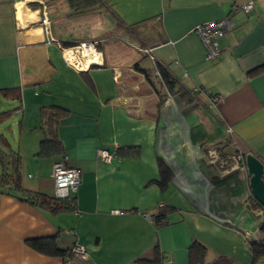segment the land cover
Returning <instances> with one entry per match:
<instances>
[{
	"label": "crops",
	"instance_id": "crops-1",
	"mask_svg": "<svg viewBox=\"0 0 264 264\" xmlns=\"http://www.w3.org/2000/svg\"><path fill=\"white\" fill-rule=\"evenodd\" d=\"M248 1L250 12L233 10ZM100 5L77 16L67 0H0V111L14 108L0 132L21 158V186L53 196L51 166L62 156L81 174L72 212L52 213L0 190V264H132L155 247L164 264H264L248 243L264 239V206H251L246 168L224 172L206 155L223 147L264 164V0ZM223 18L232 28L218 38L221 57L207 61L193 28ZM90 41L102 65L75 70L58 44ZM141 46L152 48L153 60ZM157 64L173 77V90ZM49 106L57 107L63 153L39 156L41 108ZM98 148L114 158L98 159ZM159 203L169 208L168 223L157 227L144 213L158 214ZM44 236L63 248L82 244L88 258L44 255L27 243ZM192 244L203 251L199 261L190 258Z\"/></svg>",
	"mask_w": 264,
	"mask_h": 264
},
{
	"label": "trees",
	"instance_id": "trees-1",
	"mask_svg": "<svg viewBox=\"0 0 264 264\" xmlns=\"http://www.w3.org/2000/svg\"><path fill=\"white\" fill-rule=\"evenodd\" d=\"M69 8L77 16L84 14L99 12L97 9L100 8L101 0H67ZM98 42V41H97ZM99 43V42H98ZM68 45V44H66ZM65 46V45H64ZM137 70L142 72L147 78H149V73L144 68H139L137 64ZM157 70L160 74V77L168 90H173L175 84L173 77L170 75L168 70L160 64H157ZM182 96H188L189 94L178 88ZM182 90V91H181ZM15 95L14 89L3 90V94ZM55 106L42 107L41 108V122L43 125L44 136L40 141L39 145V156H44L46 154L54 153L56 155H61L63 150L59 144V140L56 135L55 127L58 121V113L56 112ZM14 108H9L0 111V121L5 119ZM121 151V150H120ZM118 151L117 154L120 156L121 152ZM222 155L224 153L222 152ZM0 164H1V173H0V190L2 192H13L18 193L19 197L25 199L32 204H35L43 209H47L52 213H62V212H72L77 210L76 198L75 196L63 199H56L53 196H47L42 193L34 192L22 188L20 183V166L21 158L17 151L13 150L7 138L0 132ZM169 173V169L165 164L162 163L160 167L161 181L160 184L165 183L166 175ZM250 203L252 207H259L260 205L254 200L251 196ZM163 207V206H162ZM161 207V208H162ZM169 208L163 209L156 215H153V224L155 226H163L168 223L166 218V212ZM27 243L31 248L37 252L50 255V256H61L66 259L73 258L71 251V246L69 247H60L57 244L56 236H44L37 238L27 239ZM249 247L253 253V260L259 255L264 254V239H251L248 241ZM196 254H200L199 257H196ZM203 251L196 244H192L190 247V258L193 261H199L202 257ZM75 258V257H74ZM132 264H164V256L157 247L154 248L152 256H141L133 261Z\"/></svg>",
	"mask_w": 264,
	"mask_h": 264
},
{
	"label": "built area",
	"instance_id": "built-area-1",
	"mask_svg": "<svg viewBox=\"0 0 264 264\" xmlns=\"http://www.w3.org/2000/svg\"><path fill=\"white\" fill-rule=\"evenodd\" d=\"M253 8L252 2L248 1L241 5H236L233 10H241L250 12ZM44 26L48 25L46 17H42L41 21ZM232 28V23L228 18L220 20L205 21L193 28V32L198 36L205 48V59L207 61H216L221 57L222 50L219 46L218 38L227 30ZM96 42H79L71 46H62L58 44L61 55L65 62L75 70L84 71L93 65H102V55L96 47ZM72 57V60L70 59ZM218 98H216L217 100ZM229 129L227 133H229ZM230 135V134H229ZM223 147L210 149L207 160L208 162L221 169L224 172H229L234 169H245V155L242 153H233L231 155H222ZM98 159L109 163L115 154L105 148H98L95 152ZM50 177L53 182V195L56 199H63L75 196L80 184L81 174L78 168L70 166L66 162V157L62 156L54 161L51 166ZM163 205L159 203L157 208ZM144 215L149 221H153V215L145 212ZM245 238L249 240V235L246 233ZM253 239H257L256 237ZM72 254L75 258L86 260L88 252L81 244L71 246Z\"/></svg>",
	"mask_w": 264,
	"mask_h": 264
},
{
	"label": "water",
	"instance_id": "water-1",
	"mask_svg": "<svg viewBox=\"0 0 264 264\" xmlns=\"http://www.w3.org/2000/svg\"><path fill=\"white\" fill-rule=\"evenodd\" d=\"M245 168L250 194L260 206H264V164L257 156L247 154L245 155ZM261 216V213H258L256 218L260 219ZM263 225L264 223L260 228Z\"/></svg>",
	"mask_w": 264,
	"mask_h": 264
},
{
	"label": "rangeland",
	"instance_id": "rangeland-1",
	"mask_svg": "<svg viewBox=\"0 0 264 264\" xmlns=\"http://www.w3.org/2000/svg\"><path fill=\"white\" fill-rule=\"evenodd\" d=\"M42 19V18H41ZM41 19H40V21H41ZM44 25V24H43ZM44 27H46V30H48V25L47 26H44ZM151 47H147V46H141V48L139 49L140 50V52H141V54L143 55V56H146V57H148L149 59H151V60H153V58L151 57ZM103 60V59H102ZM84 71H86V70H84ZM132 104H136V102H133ZM131 104V107L133 106ZM209 151H210V148L209 149H207V151H206V155H208V153H209ZM233 153H235V152H231V154H233ZM236 153H241V152H238V151H236ZM224 154H227V153H224ZM231 154H229V155H231ZM243 154V153H242ZM216 168V167H215ZM221 170V169H220ZM222 171V170H221ZM258 215V214H257ZM82 245V244H81ZM84 246V245H83ZM85 247V246H84Z\"/></svg>",
	"mask_w": 264,
	"mask_h": 264
},
{
	"label": "bare ground",
	"instance_id": "bare-ground-1",
	"mask_svg": "<svg viewBox=\"0 0 264 264\" xmlns=\"http://www.w3.org/2000/svg\"><path fill=\"white\" fill-rule=\"evenodd\" d=\"M70 59L72 60V57H70Z\"/></svg>",
	"mask_w": 264,
	"mask_h": 264
},
{
	"label": "flooded vegetation",
	"instance_id": "flooded-vegetation-1",
	"mask_svg": "<svg viewBox=\"0 0 264 264\" xmlns=\"http://www.w3.org/2000/svg\"><path fill=\"white\" fill-rule=\"evenodd\" d=\"M258 240H260L258 237H257Z\"/></svg>",
	"mask_w": 264,
	"mask_h": 264
}]
</instances>
